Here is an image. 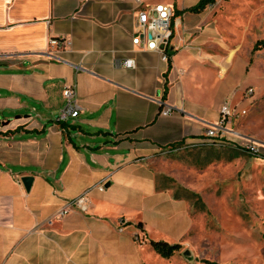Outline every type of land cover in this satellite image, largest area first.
Wrapping results in <instances>:
<instances>
[{
  "label": "crops",
  "instance_id": "obj_1",
  "mask_svg": "<svg viewBox=\"0 0 264 264\" xmlns=\"http://www.w3.org/2000/svg\"><path fill=\"white\" fill-rule=\"evenodd\" d=\"M157 4L169 3L0 0V114L26 111L0 119V264H143L142 252L153 249L151 217L158 233L170 215L188 217L186 201L159 188L153 162L200 141L243 83L228 81L232 52L190 32L204 19L187 8L178 7L182 29L168 61L134 47L137 10ZM51 38L65 44L56 57ZM127 57L136 68L115 65ZM213 70L217 76L204 72ZM74 83L81 111L62 127L56 112ZM166 105L174 111L162 115ZM102 181L107 188L89 192L86 211L59 216L66 201Z\"/></svg>",
  "mask_w": 264,
  "mask_h": 264
},
{
  "label": "rangeland",
  "instance_id": "obj_2",
  "mask_svg": "<svg viewBox=\"0 0 264 264\" xmlns=\"http://www.w3.org/2000/svg\"><path fill=\"white\" fill-rule=\"evenodd\" d=\"M141 1L169 3L175 11L199 0ZM191 13L204 22L195 24L190 32L210 34L215 37L217 52L234 54L228 81L243 83L237 88L234 104L247 113L235 118L232 125L259 143L260 150L252 153L226 142L177 150L172 146L162 151L153 162L158 186L185 200L189 214L186 219L178 216L179 212L170 215L162 233L157 232L158 222L151 217L148 231L152 239L171 244L175 241L182 247L170 259L148 247L142 252V263L264 264V47L254 50L256 43L264 40V0H216L203 11ZM175 29L177 33L182 26ZM204 72L217 76L214 70ZM198 87L204 86L199 82ZM247 87H253L255 93L245 101L243 92ZM25 113L6 111L0 119ZM164 207L170 212L171 208L178 210L173 205ZM138 239L141 241L140 236Z\"/></svg>",
  "mask_w": 264,
  "mask_h": 264
},
{
  "label": "built area",
  "instance_id": "obj_3",
  "mask_svg": "<svg viewBox=\"0 0 264 264\" xmlns=\"http://www.w3.org/2000/svg\"><path fill=\"white\" fill-rule=\"evenodd\" d=\"M174 14V8L169 4H157L152 7L144 8L140 7L137 10L136 29L134 30L132 38L133 46L140 51L156 52L161 56L163 61H168L170 58L169 50L176 49V47L172 45V39L174 38L176 27ZM63 45L65 44L62 40L58 38H51L50 46L54 49L51 51V55L56 57ZM115 65L128 69H134L136 68V60L131 57L116 59ZM74 67L77 71H80L83 68L80 64H75ZM218 75L220 77H224V70L220 69ZM254 93L255 89L253 87H247L244 89L243 97L249 99L254 95ZM64 98L65 105L61 110H59L55 118L56 122L59 123L67 122L71 118H76L81 111V106L77 96L76 83L65 86ZM173 111V106L166 105L161 111V114L169 115ZM246 113L247 110L245 108H237V106L232 102V99L226 100L221 107L219 121L206 129L200 141L181 144L174 148V150L198 145H220L227 142L240 145L252 153L258 152L260 150L259 143L255 142L250 137L244 136L240 131L231 127L235 118L244 116ZM230 136L242 140L243 143L235 139H231ZM106 188L107 182L102 181L90 188V190L81 196L66 201L65 205L59 210V216H66L73 208L86 211L88 209L89 192L92 189L105 191ZM120 224V230H123L125 223L121 221Z\"/></svg>",
  "mask_w": 264,
  "mask_h": 264
},
{
  "label": "trees",
  "instance_id": "obj_4",
  "mask_svg": "<svg viewBox=\"0 0 264 264\" xmlns=\"http://www.w3.org/2000/svg\"><path fill=\"white\" fill-rule=\"evenodd\" d=\"M216 0H199L195 5L191 6L190 8H187L184 11H190V12H201L203 11L209 4L214 3ZM183 10H175V18L184 12ZM261 47H264V40H259L254 50H257ZM61 126H64V123H61ZM153 249L163 258L170 259L177 251H179L182 247L180 243H169L165 240H151L150 242Z\"/></svg>",
  "mask_w": 264,
  "mask_h": 264
},
{
  "label": "water",
  "instance_id": "obj_5",
  "mask_svg": "<svg viewBox=\"0 0 264 264\" xmlns=\"http://www.w3.org/2000/svg\"><path fill=\"white\" fill-rule=\"evenodd\" d=\"M33 178L31 176L23 177V182L25 187L29 190L32 184Z\"/></svg>",
  "mask_w": 264,
  "mask_h": 264
}]
</instances>
